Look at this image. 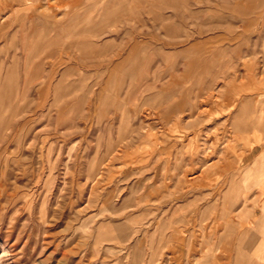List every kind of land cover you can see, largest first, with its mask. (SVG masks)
Listing matches in <instances>:
<instances>
[{
	"label": "rangeland",
	"instance_id": "obj_1",
	"mask_svg": "<svg viewBox=\"0 0 264 264\" xmlns=\"http://www.w3.org/2000/svg\"><path fill=\"white\" fill-rule=\"evenodd\" d=\"M16 1L0 264H264V0Z\"/></svg>",
	"mask_w": 264,
	"mask_h": 264
},
{
	"label": "bare ground",
	"instance_id": "obj_2",
	"mask_svg": "<svg viewBox=\"0 0 264 264\" xmlns=\"http://www.w3.org/2000/svg\"><path fill=\"white\" fill-rule=\"evenodd\" d=\"M16 2H18V0H17ZM20 2H21V0H20ZM257 225H258V228H257V229L259 230L258 233L262 234L261 232H263V227H264V216H262V217L259 219Z\"/></svg>",
	"mask_w": 264,
	"mask_h": 264
},
{
	"label": "crops",
	"instance_id": "obj_3",
	"mask_svg": "<svg viewBox=\"0 0 264 264\" xmlns=\"http://www.w3.org/2000/svg\"><path fill=\"white\" fill-rule=\"evenodd\" d=\"M247 102H250V101H247ZM249 111H250V109H249ZM249 111H248V112H249ZM259 122H262V120H259ZM257 228H258V225L256 226V229H255V230H256L257 232H259V230H258Z\"/></svg>",
	"mask_w": 264,
	"mask_h": 264
}]
</instances>
